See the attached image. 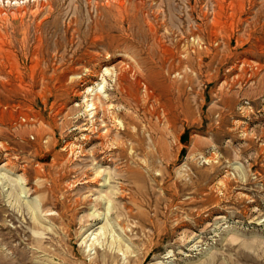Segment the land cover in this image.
<instances>
[{
	"label": "rangeland",
	"instance_id": "374dc122",
	"mask_svg": "<svg viewBox=\"0 0 264 264\" xmlns=\"http://www.w3.org/2000/svg\"><path fill=\"white\" fill-rule=\"evenodd\" d=\"M0 264H264V0H0Z\"/></svg>",
	"mask_w": 264,
	"mask_h": 264
},
{
	"label": "bare ground",
	"instance_id": "6f19581e",
	"mask_svg": "<svg viewBox=\"0 0 264 264\" xmlns=\"http://www.w3.org/2000/svg\"><path fill=\"white\" fill-rule=\"evenodd\" d=\"M93 105H94V104H93ZM89 107H90V106H89ZM96 107H97V106H96ZM90 108H91V107H90ZM92 108H93V107H92ZM92 108H91V109H92ZM111 108H112V113H116V116H119V117L121 116V117H122V116L125 114V112H124L123 109H119V108H118L117 110H115L116 108H115V109H113V107H111ZM124 108H125V107H124ZM88 110H89V109H88ZM110 114H111V113H110ZM127 115H128V114H127ZM122 118H124V117H122ZM130 119H131V118H130ZM123 120H124V119H123ZM129 122H130V121H129ZM117 123H118V122H117ZM118 124L121 125L122 123L119 122ZM123 124H124V123H123ZM126 126H127V124H126ZM119 129H120V128H119ZM124 132H125V131H124ZM129 132H130V131H129ZM134 136H135V135H134ZM130 138H131V137H130ZM135 138H136V136H135ZM137 138H138V137H137ZM118 142H119V141H118ZM113 144H114V143H113ZM113 144H112V145H113ZM115 144H116V142H115ZM120 150H121V149H120ZM103 184H104V183H103Z\"/></svg>",
	"mask_w": 264,
	"mask_h": 264
}]
</instances>
